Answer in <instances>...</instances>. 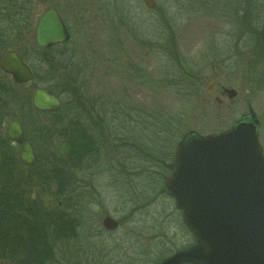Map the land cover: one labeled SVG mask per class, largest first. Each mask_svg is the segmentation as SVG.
<instances>
[{"label": "rangeland", "instance_id": "1", "mask_svg": "<svg viewBox=\"0 0 264 264\" xmlns=\"http://www.w3.org/2000/svg\"><path fill=\"white\" fill-rule=\"evenodd\" d=\"M155 2L154 9L142 0L33 3L28 18L18 19V43L7 44H32L39 15L48 7L58 11L70 41L57 47L53 59L39 55L30 63L39 74L37 82L57 89L63 102L81 96L83 126L99 137L98 154L73 170L77 195L72 200L79 199L83 208L76 237L53 244L48 264H159L191 245L193 235L173 199L161 191L174 147L186 131L205 135L226 129L251 106L264 154V39L262 45L253 39L254 26L264 31V0ZM65 55L72 59L70 69ZM76 84L81 91L73 90ZM221 86L234 89L236 96H221ZM16 90L22 106L8 104L0 132L7 147L16 154L3 130L17 118L41 155L57 154L65 138V107L58 118L32 113L25 105L32 88ZM45 130L47 140L41 135ZM38 187L35 179L27 183L32 200H40ZM54 189L50 185L48 191L54 195ZM62 197L53 208L58 204L76 212ZM105 215L118 221L115 230L101 226Z\"/></svg>", "mask_w": 264, "mask_h": 264}, {"label": "water", "instance_id": "2", "mask_svg": "<svg viewBox=\"0 0 264 264\" xmlns=\"http://www.w3.org/2000/svg\"><path fill=\"white\" fill-rule=\"evenodd\" d=\"M142 1L149 9L156 7L155 0ZM68 39L58 12L54 8L43 12L34 28L37 47L45 49ZM0 67L16 83L34 78L13 50L4 53ZM222 90L228 99L236 96L232 88ZM214 100L222 102L218 96ZM30 104L35 111L45 113L58 110L62 101L52 90L36 87ZM258 127L256 113L248 106L247 112L226 129L205 135L188 130L181 136L163 190L173 199L195 242L164 257L159 264H264V154ZM4 135L18 144L21 163H36L33 147L18 119L7 124ZM57 152L61 157L68 155L66 140L58 144ZM40 200L49 210L53 196L43 192ZM100 223L108 231L118 227V221L110 215L103 216Z\"/></svg>", "mask_w": 264, "mask_h": 264}, {"label": "trees", "instance_id": "3", "mask_svg": "<svg viewBox=\"0 0 264 264\" xmlns=\"http://www.w3.org/2000/svg\"><path fill=\"white\" fill-rule=\"evenodd\" d=\"M254 27V42L262 45L263 28ZM189 77L200 79L192 73ZM78 88L81 91L80 84H76L73 90L76 92ZM63 103L67 117L65 139L68 142V155L65 158L54 152L41 155L33 145L37 162L30 167L20 166L16 154L7 147L0 134V262L48 264L54 256L53 244L76 237L82 215L80 210L83 208H78L79 199L72 200V194H75L73 184L77 183L73 170L89 165L93 155L98 154L99 137L83 126L78 109L83 107L84 110L85 106L80 95L70 96ZM27 108L33 112L31 107ZM41 135L45 140L50 138L46 130ZM171 166L172 161L169 168ZM34 179L43 191L50 190V185H54L55 197L64 196V202H72L76 212L69 213L58 204L45 210L39 199L32 200L27 196L26 186ZM161 191L164 192L163 187Z\"/></svg>", "mask_w": 264, "mask_h": 264}, {"label": "flooded vegetation", "instance_id": "4", "mask_svg": "<svg viewBox=\"0 0 264 264\" xmlns=\"http://www.w3.org/2000/svg\"><path fill=\"white\" fill-rule=\"evenodd\" d=\"M45 2H47V0ZM45 2H38L36 0H0V62H1L2 56L4 55V53L6 51L13 50L20 56V58L23 60V62L29 67V69L32 72L33 77H34L33 80H31V81H27L25 83H16L13 80L11 74L4 72L1 69V67H0V132L2 131L1 130V126L4 125V117L6 115L5 114V109L8 106V104L13 102V103H17L20 107L22 106L21 105V103H22L21 102V98L18 97V92L16 90L18 88H23V87L25 89H26V87H27V89H29V87L32 88L30 93L26 92V94L29 95V96H27L28 100L25 103L27 110H28V108H27L28 106L31 107L30 96H31L32 91L36 87H45V88H48V89L52 90L57 96L60 97V99L62 101V105H61V107L58 110H56L54 112H45L46 114L52 115L53 118H58L56 116L59 113H61L62 110H63V108H62L63 99L59 95L58 91L57 90H53L52 89L53 86L43 85V84H40V83L37 82V80L39 79V74H38L37 70L34 68V66L30 62L32 60L34 61V59L39 57V55L42 58V60H44V61L53 59V54L54 53L55 54L58 53L57 52L58 51L57 47L58 46H64V45L66 46L67 45V43L70 41V32H69L70 29H69L67 23L63 21L64 24H65L66 30H67V32L69 34V39L65 43L54 44V45H51V46H49V47H47L45 49H40V48L37 47V45L35 43L34 34H33V43L32 44L23 45V46L22 45H18L17 47L16 46H13V47L7 46V44L10 43L9 42L10 40H14L15 42H17L18 39H19L20 32L18 30L21 28V26H20V22H19L20 20L18 21V19L28 18V16H29L28 13H30L28 8H31L30 6L35 7L33 5V3L36 4V5H40V4H44ZM49 8H52V7L46 8L43 12H45ZM43 12L39 15V17L43 14ZM39 17H38V19H39ZM4 21H6L5 25L3 24ZM66 53H67V51L65 49V54ZM64 57H65V68H67V69L69 68L70 69V66L71 67L73 66L72 59H71L70 56H66L65 55ZM68 73H69V70H68ZM222 89H223V87L221 86L220 87V95L221 96H225V93H223ZM31 109L33 110L32 113H41V112L35 111L32 107H31ZM45 113H43V114H45ZM12 119H17V118H12ZM12 119H10L7 122V124ZM7 124L5 125L3 132L5 131V128H6ZM22 130H23V128H22ZM23 133L27 137V135L25 134L24 130H23ZM258 136H259V127H258ZM4 137H5V135H4ZM27 138L29 139V137H27ZM62 140H66V139L65 138L61 139L59 141V143ZM7 141H9V140H7ZM29 141H30V143H31V145L33 147V150H34V146H33V144H32L30 139H29ZM9 143L10 144H14L16 146V157L19 160V158H18V144L14 143V142H11V141H9ZM67 144H68V142H67ZM57 147H56V151H57ZM10 150L13 151L12 149H10ZM34 152H35V150H34ZM57 154H58V152H57ZM62 158H65V157H62ZM0 162H1V153H0ZM19 162H20V160H19ZM22 165H24V164L20 162V166H22ZM24 166H26V165H24ZM26 167H30V166H26ZM43 192H49V191H43ZM49 193L51 194V192H49ZM51 195L53 196V200L51 201L50 209L53 207V204L55 203V200H56V197L53 194H51ZM40 202H41V200H40Z\"/></svg>", "mask_w": 264, "mask_h": 264}]
</instances>
